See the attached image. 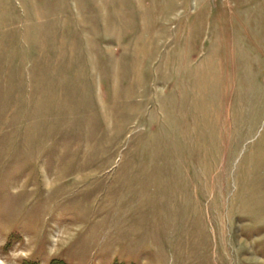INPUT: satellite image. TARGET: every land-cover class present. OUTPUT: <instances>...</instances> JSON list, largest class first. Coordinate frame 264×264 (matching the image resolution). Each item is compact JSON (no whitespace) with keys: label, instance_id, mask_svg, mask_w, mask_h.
<instances>
[{"label":"rangeland","instance_id":"374dc122","mask_svg":"<svg viewBox=\"0 0 264 264\" xmlns=\"http://www.w3.org/2000/svg\"><path fill=\"white\" fill-rule=\"evenodd\" d=\"M264 264V0H0V264Z\"/></svg>","mask_w":264,"mask_h":264},{"label":"trees","instance_id":"16d2710c","mask_svg":"<svg viewBox=\"0 0 264 264\" xmlns=\"http://www.w3.org/2000/svg\"><path fill=\"white\" fill-rule=\"evenodd\" d=\"M23 264H40V263H38V262H25V263H23ZM54 264H65V263H63V262H54Z\"/></svg>","mask_w":264,"mask_h":264}]
</instances>
